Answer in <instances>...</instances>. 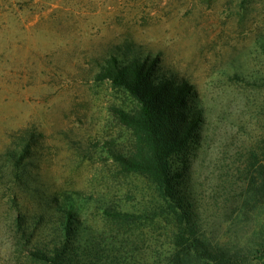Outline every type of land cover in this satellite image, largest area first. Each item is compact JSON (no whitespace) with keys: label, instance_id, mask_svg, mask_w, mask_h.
<instances>
[{"label":"rangeland","instance_id":"1","mask_svg":"<svg viewBox=\"0 0 264 264\" xmlns=\"http://www.w3.org/2000/svg\"><path fill=\"white\" fill-rule=\"evenodd\" d=\"M114 59L151 61L193 88L203 122L184 188L197 229L242 264H264V197L233 215L211 197L236 184L241 207L264 166V0H0V264L62 243L68 223L72 247L169 264L171 227H121L104 213L153 207L145 179L116 160L132 145L121 111L136 103L103 80Z\"/></svg>","mask_w":264,"mask_h":264},{"label":"trees","instance_id":"2","mask_svg":"<svg viewBox=\"0 0 264 264\" xmlns=\"http://www.w3.org/2000/svg\"><path fill=\"white\" fill-rule=\"evenodd\" d=\"M153 66V62L147 60L120 64L114 59L102 71L103 80H108L114 89L136 103L132 111H121L120 122L130 131L132 145L116 160L124 174L145 179L153 195L152 209L142 211L140 215L109 210L104 213L121 227L139 219L140 224L159 221L171 227L169 264H190L194 259L193 252L202 264H242L241 254L223 251L212 244L213 239L202 237L197 229L195 198L189 186L184 188L191 182L189 152L203 122L202 111L189 104L195 96L193 88L186 82L177 84L171 78L156 75ZM254 168L253 163L246 167L247 174ZM256 173L258 179L245 183L246 188L242 189L245 202L241 207L239 203L233 208L236 184L226 185L220 194L222 197L216 193L212 195L218 210L231 208L233 215L264 197V166L257 167ZM67 210L70 216L76 215L73 209ZM70 228L68 223L62 243L54 241V247L30 249L23 255L22 264H135L126 259L109 261L92 244L84 248L77 243L78 246L72 247ZM17 234L18 246H22L25 235L23 232Z\"/></svg>","mask_w":264,"mask_h":264}]
</instances>
